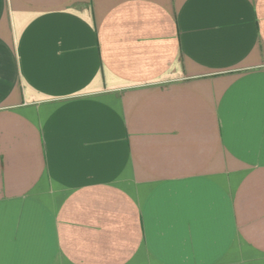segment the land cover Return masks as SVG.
<instances>
[{
    "label": "crops",
    "instance_id": "1",
    "mask_svg": "<svg viewBox=\"0 0 264 264\" xmlns=\"http://www.w3.org/2000/svg\"><path fill=\"white\" fill-rule=\"evenodd\" d=\"M0 264H264V0H0Z\"/></svg>",
    "mask_w": 264,
    "mask_h": 264
}]
</instances>
